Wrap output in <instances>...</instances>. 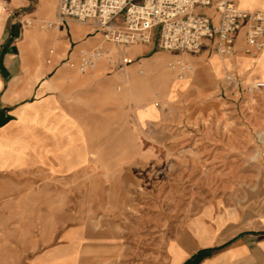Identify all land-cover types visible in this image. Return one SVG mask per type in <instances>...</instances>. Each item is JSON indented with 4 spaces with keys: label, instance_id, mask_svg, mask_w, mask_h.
I'll use <instances>...</instances> for the list:
<instances>
[{
    "label": "rangeland",
    "instance_id": "374dc122",
    "mask_svg": "<svg viewBox=\"0 0 264 264\" xmlns=\"http://www.w3.org/2000/svg\"><path fill=\"white\" fill-rule=\"evenodd\" d=\"M10 1L0 0L7 8L3 25L28 28L29 19L42 16L40 0L21 9ZM58 6L56 0V14ZM71 22L96 32L81 50H70L45 96L56 97L63 117L50 116L49 123L61 119L56 132L64 138L36 130L26 136L23 163L0 164V264H51L70 255L75 264H168L172 240L194 217L222 221L254 203L264 182V89L248 86L264 78L230 73L218 80L197 63L199 53L164 50L158 35L155 53L132 57L142 44L119 46L106 28ZM100 46L132 62L112 69L102 61L81 72L82 50ZM180 64L193 70L182 73ZM121 71L141 81L130 87L115 81L120 101L104 100L102 82ZM181 78L186 85L174 89ZM38 97H23L19 106ZM10 120H18L17 112ZM64 144L71 153L86 151L88 162L60 174L53 150Z\"/></svg>",
    "mask_w": 264,
    "mask_h": 264
},
{
    "label": "crops",
    "instance_id": "0c3cea01",
    "mask_svg": "<svg viewBox=\"0 0 264 264\" xmlns=\"http://www.w3.org/2000/svg\"><path fill=\"white\" fill-rule=\"evenodd\" d=\"M31 1L10 2L14 9H21L30 6ZM91 32L96 31H91L88 25L79 27L69 20L59 41L50 36L43 40V51L39 55L37 46L29 44L28 35L32 32L29 33L27 27L16 21L3 25L0 31V130L11 125L15 121L10 120L11 116H15L17 110L28 103L19 106V103L25 101L23 94L27 90L31 89V94H39L45 90L43 97L52 91L61 74L60 64L67 59L73 47L81 50L86 46L88 42L86 40L93 38ZM96 38L98 35L94 37L95 40ZM54 45L56 52L50 53V47ZM156 46L155 42L142 44L139 50L147 57L156 52ZM49 54L52 61L46 63L45 58L49 57ZM214 54L218 53L204 48L194 58L200 65L207 64ZM243 56L244 54L238 50L230 58L217 61L220 74L211 69L213 75L222 81L225 80L227 73L237 75L240 65L236 63V59ZM40 59L41 66L38 65ZM26 63L29 64V70H25ZM26 71L29 74H25ZM24 76L32 78L30 85L15 90L17 80ZM35 76L38 79L35 80ZM222 88L226 89V86L222 85ZM168 257V264H264V182L254 203L245 211H239L237 214L232 212L225 220L218 219L213 223L206 221L202 216L194 217L190 227L181 230L172 240Z\"/></svg>",
    "mask_w": 264,
    "mask_h": 264
},
{
    "label": "built area",
    "instance_id": "2783aa9c",
    "mask_svg": "<svg viewBox=\"0 0 264 264\" xmlns=\"http://www.w3.org/2000/svg\"><path fill=\"white\" fill-rule=\"evenodd\" d=\"M58 15L62 27L76 20L106 28V38L119 46L149 44L158 35L159 47L175 52L208 48L222 56L240 50L257 57L264 48V11L241 9L236 0H59ZM81 57L83 73L102 61L112 69L132 62L116 59L101 46L82 51ZM179 68L182 73L193 70L192 65ZM262 89L264 81L248 86L250 92Z\"/></svg>",
    "mask_w": 264,
    "mask_h": 264
},
{
    "label": "bare ground",
    "instance_id": "6f19581e",
    "mask_svg": "<svg viewBox=\"0 0 264 264\" xmlns=\"http://www.w3.org/2000/svg\"><path fill=\"white\" fill-rule=\"evenodd\" d=\"M238 6L241 9L245 10H256L261 9L264 11V0H236ZM56 0H41L40 4V12L42 13L41 17H38L36 20L29 19L30 23L28 24V31L32 34L28 35L29 44L32 46H37L39 55L42 53V43L43 40H47L50 37H54L56 41H59V37L64 33V27L61 26L60 19L58 13L56 14ZM7 8L0 3V30L2 29L3 22L2 18L4 17ZM40 22L42 23L40 26ZM48 29L50 33L45 32L44 30ZM90 45V43H89ZM54 48V49H53ZM56 46L54 45L50 48L51 51H54ZM131 56L136 57L142 52L139 48H133L131 51ZM231 56H222L219 54H214L206 65L215 70L218 74L219 65L216 64L217 61L226 60ZM140 63V62H138ZM236 63L240 65L239 74L246 73L248 76L259 75L264 78V48L257 55V57H250L244 55L243 57H238L236 59ZM101 64V63H100ZM159 64V65H158ZM162 62H156V68H158ZM39 66L42 65L41 59L38 63ZM135 67V66H134ZM29 64L26 63L25 70H29ZM25 74H29L26 71ZM231 75L227 73L226 78L229 79ZM32 78L22 77L19 78L14 86V89L17 90L18 87H23L26 85H30V81ZM38 77L35 76V80ZM115 81H124L127 83V86L133 85V82L141 81V77L133 74L132 79H130L126 72L121 71L117 74L114 80L103 81L100 89L102 91V97L104 100L111 102L112 100L115 103L120 101V98L115 97V93L112 90L113 83ZM187 80L185 78H181L178 81H175L172 85L173 88H179L186 85ZM32 84V83H31ZM172 89V91H174ZM45 91V90H44ZM43 90L38 94V100L34 102H28L19 110H17L18 120L13 122L7 128L0 130V164L6 165L10 162L14 164H21L27 159V153L30 149L28 142L26 141L27 135L35 136L36 130H41L45 133H50L55 139L64 137L61 135L62 131L56 132L58 129L59 121L61 119L54 122L53 124L49 123V117L53 116L57 118L60 116L63 117V114H59L56 112L58 105L55 96H44ZM31 95V89L27 90L23 97H27ZM66 120V119H65ZM64 120V121H65ZM68 121V120H67ZM69 122V121H68ZM228 126V123H225V127ZM59 131V129H58ZM61 136V137H60ZM66 138V137H65ZM70 144L72 143V139L68 137ZM60 144V143H59ZM35 156H41V154L36 153V150H33ZM49 152V151H47ZM54 158L59 164L57 167V172L63 174L69 171L72 168H77L80 165L88 162L87 152L76 150L74 153L68 148V144L64 145H55V149L53 150ZM226 155H224L225 157ZM223 158V156H222ZM216 162H219L220 167H229L226 159H220V157H215ZM226 167V168H227ZM217 169V168H216ZM215 169V170H216ZM217 177L220 178L221 175L217 174ZM76 258L73 255L63 257L61 259H53L51 264H75Z\"/></svg>",
    "mask_w": 264,
    "mask_h": 264
}]
</instances>
